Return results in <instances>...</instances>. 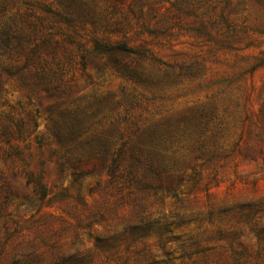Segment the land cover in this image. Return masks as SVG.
Returning <instances> with one entry per match:
<instances>
[{"label":"rangeland","instance_id":"obj_1","mask_svg":"<svg viewBox=\"0 0 264 264\" xmlns=\"http://www.w3.org/2000/svg\"><path fill=\"white\" fill-rule=\"evenodd\" d=\"M5 1L0 264H264V0ZM121 138L137 185L73 177Z\"/></svg>","mask_w":264,"mask_h":264},{"label":"trees","instance_id":"obj_2","mask_svg":"<svg viewBox=\"0 0 264 264\" xmlns=\"http://www.w3.org/2000/svg\"><path fill=\"white\" fill-rule=\"evenodd\" d=\"M5 1V0H4ZM12 0L5 1L2 5L3 12L6 10V4L8 2H11ZM62 2H67L68 6L65 8H62L61 11H53L50 9L49 6H45L44 4H38V6L43 7L44 13L47 15H51L53 19L56 20V22L64 23V24H70L72 23V19L68 13V10L71 7L70 0H60ZM30 5V4H28ZM43 20V19H42ZM33 42L32 38H29V36H25L17 27H15L14 21L7 19V21H3L0 24V56H12V55H19V54H34L36 53V49L33 50L31 48V44ZM98 47L99 44H97ZM111 51H119V52H125L129 51L125 45H118L115 48L110 49ZM25 67L15 70L14 72L10 68L1 67L0 66V87L2 85V77L3 75H7L8 77H14V75H18L23 72ZM21 84L23 86H28L26 82L21 81ZM64 128H66V125H64ZM51 133L53 136L57 139L59 144L64 147L67 140L73 138V135H70V137H62V133L58 128L55 126H52ZM120 146L116 149H114L112 146L113 144L108 141H102L98 142L96 149L94 150V154L102 157V166L100 168V172H98L96 169L91 170L90 172L83 173L78 172L75 170V168L71 167V170L73 171V177L76 180H79L87 175H97L103 171L107 173L108 176H110L112 179L115 178H124L126 184L129 186V188L137 183L136 177L134 175V172L137 170L139 166L144 165L145 161L142 158L143 157V150L139 146H134L132 148L129 147V144L126 141H123L122 138L119 140ZM63 158L66 160V163L69 161L71 156L67 151H65ZM124 163H128L127 167L123 170V173H120L122 165ZM149 168H152V165H149ZM137 185V184H135ZM139 185V184H138ZM140 188L143 190L151 189V186H143L140 185ZM159 189L162 190L160 187ZM166 192H171L172 190H164Z\"/></svg>","mask_w":264,"mask_h":264}]
</instances>
